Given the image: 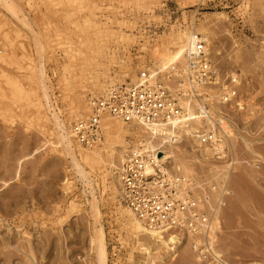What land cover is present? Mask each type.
Instances as JSON below:
<instances>
[{
	"label": "rangeland",
	"instance_id": "obj_1",
	"mask_svg": "<svg viewBox=\"0 0 264 264\" xmlns=\"http://www.w3.org/2000/svg\"><path fill=\"white\" fill-rule=\"evenodd\" d=\"M28 1L14 0L23 18L39 34L40 29L34 15L30 13ZM75 1L64 0L61 8L66 12L59 18L53 14L54 9L47 14L46 19L52 26L48 30V47L35 56L36 69L46 71L49 78L50 104L63 120L69 118L70 110L67 98L69 91L63 81L67 75L63 69L68 57L77 49L72 41L67 40L68 29L76 20L84 21L87 16L97 19L102 15L104 11L96 10L94 2L103 5V10L108 5L104 0H83L86 7L84 12L68 18L69 10L78 7ZM246 1L204 0L195 1L191 7L193 4H185L184 0H116L107 13L112 21H117L113 25L115 29L131 31L130 23H137L144 35L149 37L162 35L170 24L186 27L193 15L201 19L222 18L212 24L217 34L216 40L220 42L218 55H215L214 44H210L212 56L230 73L244 70L243 76H239L241 87L238 102L247 108L243 111L241 107H235L228 114L227 122L234 127L230 141L239 161L234 168L239 173L229 183V190H233L236 196H225L227 206H232V210L222 220L223 230L217 231L214 244L223 251L231 264H264V162L260 160L264 157V0H252L248 4ZM228 18L233 21V25L229 24ZM124 19L128 24L119 25L118 20ZM19 30L21 33H18ZM82 38L91 39L90 48L84 50L96 58L95 64L86 73L84 84H80V90L86 97L87 115H90L91 100L99 98L93 94L91 81L94 78L91 77L102 73V66H108V46L116 49L119 65L124 62L133 63L134 66L139 64L134 59L133 49L131 55L127 54L126 49L108 43L94 28L86 31ZM33 40L29 28L10 15L0 3V55L9 61L8 65L0 62V72L8 69L16 73L24 69L28 56L32 54ZM237 55L243 58L242 64L231 61ZM98 61L103 65H97ZM117 66H110L111 76H116L120 71ZM142 70L144 68L137 66L135 78L114 86L135 81ZM73 79L80 82L77 75ZM20 111L16 106L12 114L0 112V264H90L94 257L90 246L93 232L104 234L109 251L108 264H144L145 251L137 252V240L117 220L108 192L97 183L93 187L101 211L97 219L91 210L93 196L81 177L75 174L73 166L66 164L51 145H45L46 139L41 129L30 119L21 117ZM82 117L67 122V130L70 132L73 123ZM104 140L105 137L94 147L101 146ZM128 140L131 147L137 143L135 138L129 137ZM244 140L250 141L253 152L247 148ZM56 141L53 136L51 143ZM184 146L190 147L187 143ZM193 162L197 173L194 179L210 197V202H205L202 209L209 211L210 206L222 195L221 179L213 178L206 170L207 162L201 163L195 159ZM67 172L76 177L70 180L74 183L68 193L63 188L65 180L71 177H65ZM212 185L217 186V189L212 190ZM74 200L82 201L87 213L78 210L71 213L68 205ZM65 216L69 217L68 221H63ZM209 262L194 250L192 240L188 238L185 247L162 264ZM156 264L161 263L158 260Z\"/></svg>",
	"mask_w": 264,
	"mask_h": 264
},
{
	"label": "bare ground",
	"instance_id": "obj_2",
	"mask_svg": "<svg viewBox=\"0 0 264 264\" xmlns=\"http://www.w3.org/2000/svg\"><path fill=\"white\" fill-rule=\"evenodd\" d=\"M76 1L75 3H77L78 7H76V10H69L68 18L77 16L84 12L86 8L84 5L85 1ZM104 1L108 2L104 10L103 5L94 2L96 10L104 11L100 17L93 19L87 16L84 18V21L76 20L73 22L74 25L68 29L67 40L72 41V43H74V48L77 47V49L68 57L67 63L63 69V73L67 75L63 81L68 87L69 92L67 98L68 102H70V110L68 112L69 118L63 120L60 113H56L57 110H54L50 104L52 99L50 95L51 87L48 85L49 78L46 71H38L36 69L35 56L37 53L46 51V47H48V30L52 26L46 19L48 18L47 14L54 9L55 11L53 14L57 18L61 15H65L66 11L61 8L64 5V0L28 1L27 5L30 8V13L34 15V19L40 29L39 34L32 29L23 18L22 12L14 0H0V3L4 6L6 11L13 17L18 18L22 24L28 27L34 37L32 41L33 50L32 54L28 56L27 66L16 73L8 69H4L0 72V112L12 114L14 107L17 106L20 108L21 117L30 119L34 125L41 129L43 137L46 139L45 145H51L66 164L70 163L76 171L75 174H78L88 187L90 190L89 193L93 196V200L90 202L93 216L98 219L101 215L93 188L97 183V185L103 187L104 191L108 192L117 220L123 224L127 231L135 236L137 240V252H140V250L145 251L146 259L144 260V264H156L158 260L162 264L167 258L175 257L177 253L185 247L188 236L183 232H170L169 230L150 228L144 221L139 219L123 202H121L119 197L120 182L117 175L124 162L125 154L132 149L128 138L132 137L139 141L146 138L148 134L156 136L158 132L150 133L145 127L133 128L132 125L126 124L120 119L111 115H105L103 117L105 129L104 143L101 146L85 149L77 145L78 143L73 139L66 128L67 122L69 123L73 118L85 117V114L86 116L89 114V111H87L86 97L84 96V92L80 90L82 87V85L80 87V84H84L86 73L90 66H92L93 63L95 64L96 58L85 53L84 49L86 47L90 48L91 39L82 38V35L89 29L94 28L96 33L102 35L108 43L118 45L121 49H126L128 52L127 54L131 55V49H133L135 51L133 54L134 59H136L139 64L134 66L133 63L124 62L119 65L116 60V49L113 50L111 46H108L107 54L110 55L108 66H102L103 63L101 64L98 61L97 65L102 66L103 72H98L94 77H91L94 78V80L91 81L93 84V94L101 97L105 95L114 84L125 83L127 79L135 78L137 66L145 70L147 69L152 73H161L163 77L171 73L176 67H183L185 65V51L191 45V40L196 34L203 35L207 40L212 55L213 52L210 44L213 43L216 51L215 55H218V46L220 42L216 40L217 34L212 28V24H214L215 21L222 20V18L206 17L201 19L198 18L197 15H193L188 26L170 24L162 35L149 37L148 35H144L137 23H130L132 28L131 31H119L115 29L113 25H115L117 21H112L107 11L110 10V7L114 6L112 4L116 0ZM154 1L158 2L159 0ZM195 1L204 0H184L185 4L192 3L193 5L191 7L194 6V3H196ZM251 2L252 0H247L246 4ZM94 16L96 17L97 14H94ZM228 22L230 25H233V21L230 18H228ZM118 24L127 25L128 23L124 19L123 21L118 20ZM18 33H21V31L19 30ZM212 40L214 41L212 42ZM130 58L131 56L129 59ZM231 61L235 64H242L243 58L237 55L232 57ZM0 62L8 65L9 61L7 57L0 55ZM116 64H118L117 67L120 68V71L117 72L116 76H111L109 72L110 66L116 67ZM243 69H245V66H243ZM234 74L243 76L244 70L240 69V71L238 70V72H234ZM76 75L80 78V82L74 81L73 78H75ZM186 105L187 104L184 103V106ZM239 107H241L243 111L247 108V106L241 103H239ZM223 127L227 138L230 139L234 131L232 123L224 121ZM53 136L57 139L56 143H51ZM176 137L178 144L165 147L166 141L163 140V142H161V145L165 147V155L173 158L175 169L182 174L195 177L197 173L192 164L194 163V159L201 163L205 161L207 162L206 170H208L213 178L221 179L220 188H222V193L225 192L227 183L229 184L230 181L235 180L239 173L238 169L234 168L235 165L239 163L235 152L233 151L232 162L219 165L212 162L208 156L207 150L201 148L194 139L189 137L184 138L180 134L176 135ZM185 141L190 147L184 146L183 142ZM244 141L246 142L247 148L253 152L250 141ZM231 147L233 150L234 147L232 145ZM188 155L192 157L190 158ZM260 160L264 162V157H261ZM212 173H214V175H212ZM69 175H71V177L63 183L64 191L67 193L71 190L72 183H74L70 180L76 178L72 176L71 172H67L65 177ZM16 177L18 178L19 175ZM221 182L223 183L221 184ZM212 188L214 189L217 187L213 185ZM230 193H233L234 197L236 196L233 190H230ZM206 197L209 203L210 197ZM68 208L71 213L74 212V210L87 213L85 212V204L82 201H70ZM210 208H213V205H211ZM231 210L232 206H227L225 200L219 201L214 221L208 225V228H210V233L208 232V235H210V245L209 249H207V261L210 262L208 264H231L225 258L223 251L216 248L214 244L217 231L220 229L223 230L222 220L229 215ZM63 219V221H68L69 217L65 216ZM90 246L91 252L94 255L90 264H108L109 251L102 232L100 235L94 232L92 233L90 237Z\"/></svg>",
	"mask_w": 264,
	"mask_h": 264
},
{
	"label": "built area",
	"instance_id": "obj_3",
	"mask_svg": "<svg viewBox=\"0 0 264 264\" xmlns=\"http://www.w3.org/2000/svg\"><path fill=\"white\" fill-rule=\"evenodd\" d=\"M184 60L183 67H176L165 77L144 69L135 81L113 86L105 95L93 98L92 113L76 120L70 134L85 148L96 146L105 137V115L133 128L158 132L137 141L125 154L117 173L120 198L150 228L186 234L194 250L208 260V225L214 221L219 201L234 194L227 183L213 208L204 211L207 192L192 175L176 170L164 149L178 144L176 135L180 134L206 149L213 162H232L234 149L223 123L229 120L231 110L239 107L241 82L239 75L224 70L213 59L201 34L193 36Z\"/></svg>",
	"mask_w": 264,
	"mask_h": 264
}]
</instances>
